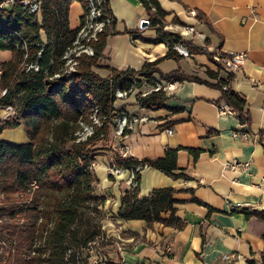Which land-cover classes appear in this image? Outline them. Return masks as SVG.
<instances>
[{
    "label": "crops",
    "instance_id": "0c3cea01",
    "mask_svg": "<svg viewBox=\"0 0 264 264\" xmlns=\"http://www.w3.org/2000/svg\"><path fill=\"white\" fill-rule=\"evenodd\" d=\"M157 1L166 13L165 30L181 34L182 26H193L202 35L188 34L182 40L206 53L164 58L168 44L156 42L155 28L141 26L148 17L145 7L137 0H110L116 33L108 37L94 72L108 78L114 70L140 71L150 62L155 68L154 80L168 82L164 76L179 72L207 83L174 82L173 89L165 92L168 101L158 110L142 106L139 97L145 86L126 99L115 100L118 111L136 119L124 136L115 135L117 119H113L108 138L97 145L95 193L104 198L107 232L117 241L124 264H264V219L244 213L248 209L264 212V0ZM84 14L80 2L71 5V30L78 29ZM129 31H137L138 37ZM219 51L248 54L230 88L246 100L249 128L237 114L218 113L222 90L213 85L229 76L215 60ZM209 54H214L213 59ZM11 58L10 51L0 50V64ZM5 120H9L7 112L0 109V122ZM20 126L13 133L5 130L0 141L12 143L13 137L20 135ZM169 128H173L172 134ZM168 149L178 150V172L190 179H173L147 167L141 172L140 198L158 188L177 189L176 217L184 227L156 224L148 229L141 220H118L122 195L131 187V174L110 175L108 168L116 165V154L156 160ZM234 160L250 166L226 169L224 163ZM169 217V212L164 213V218Z\"/></svg>",
    "mask_w": 264,
    "mask_h": 264
},
{
    "label": "trees",
    "instance_id": "16d2710c",
    "mask_svg": "<svg viewBox=\"0 0 264 264\" xmlns=\"http://www.w3.org/2000/svg\"><path fill=\"white\" fill-rule=\"evenodd\" d=\"M8 1L0 0V4ZM37 1L41 2L40 16L30 13L22 0H15L9 7L0 8V50L12 53V58L1 64L3 73L0 87L8 91L3 97L0 93V104L17 108L15 118L0 122V135L5 130L23 125L28 138L24 144L0 141V192L14 194L24 189V193L31 194L24 208L26 221L20 231L14 224L2 227L12 230L18 242L16 255L9 260L10 264H67L68 238H78L86 212L104 215V198L95 193L97 178L90 167L95 162L98 143L108 138L112 121L121 112L114 106V89L122 85L130 87L138 76L154 82L155 68L149 62L140 71H120L121 76L115 75L113 86L108 83V78L94 72V67L98 66L103 56L108 37L116 33V18L109 8L107 12L113 16V24L106 27L93 44L95 55H82L77 73L72 78L63 76L60 80H51L64 63V51L76 38L78 29L70 28V7L74 2H80L86 14L87 0ZM137 1L151 18L149 26L157 30L156 42H169L171 45L180 42L188 48L190 55L206 53L183 41L180 34L165 30L166 13L157 0ZM153 7L155 12H152ZM197 16L200 17L199 14ZM42 32L47 35V42L42 39ZM128 33L135 39L138 37L137 31ZM168 47L164 58L179 59L181 55L171 46ZM209 55L213 59L214 54ZM32 63H38L39 71H27L25 65ZM117 71L114 70L112 74ZM164 77L173 83L185 80L207 83L179 72ZM234 77L229 73L227 79H219L213 86L222 90L219 102L229 104L238 112L241 123L249 128L251 117L245 110L246 100L230 88ZM223 86H228V90H224ZM139 100L143 107L158 110L164 108L168 97L165 92L159 91ZM95 117L100 124L95 123ZM82 123L93 128V133L84 139L78 135L84 129ZM191 151L196 153V150ZM177 153L178 150L168 149L163 158L156 160H138L116 154L115 166L124 169L138 166L142 169L155 168L173 179H190L178 172ZM136 175L138 186L124 190L117 219L123 222L141 220L148 229H154L156 224L182 229L184 222L176 217L175 208L177 200L174 195L178 190L173 187L158 188L140 198L141 174L136 171ZM3 210L5 208H0V211ZM168 212L170 217L164 218V213ZM244 213L248 217L264 219L263 211L248 209ZM86 230L87 243L99 238L98 232H92L87 227ZM122 235L127 236L125 232ZM31 252L34 254L27 259L25 255ZM105 261L104 264H124L118 249L116 258L108 256Z\"/></svg>",
    "mask_w": 264,
    "mask_h": 264
},
{
    "label": "built area",
    "instance_id": "2783aa9c",
    "mask_svg": "<svg viewBox=\"0 0 264 264\" xmlns=\"http://www.w3.org/2000/svg\"><path fill=\"white\" fill-rule=\"evenodd\" d=\"M15 0H9L7 3L0 4V8L6 7L9 5V3L12 5ZM22 3L25 5V7H28L30 10V13L38 14L40 16L41 14V2L37 0H22ZM110 8V0H87V12L84 16V21L82 24L78 27L76 38L72 42L71 45H69L66 50L64 51V54L62 56V60L64 61L62 67L58 70V72L51 78V80H60L63 76H66L68 79L72 78L76 73L79 65V58L82 55H88V56H94L95 55V48L93 44L98 41L99 34L106 29V27H110L113 24V16L108 14V9ZM156 9L153 7L152 12H155ZM144 22L147 23L146 26H148L151 22V18L148 15L142 23L141 26H143ZM181 36H186L188 34H198L201 36L199 32L195 30L193 26H182ZM175 40V38H174ZM168 46H171L176 52H178L181 56H189L190 51L187 47H185L180 42H174L172 45L167 42ZM41 55V52L39 53ZM248 58L247 52H229V53H223L221 51L216 52L215 54V60L217 62H220L222 67L228 72L232 74H237L242 71L246 61ZM27 71L33 69L35 71H39V65L38 63H32V64H26ZM3 73V68L0 64V78ZM115 75L121 76L120 71H117V73L112 74L108 77V83H110L112 86L115 83ZM72 82V81H70ZM123 86V87H122ZM121 87H117L114 89V99H126L128 96L137 90L138 88L145 86L146 90L141 92L140 99L153 93V92H159L163 91L168 93L170 90L173 89L174 83L173 82H162L155 80L154 82H151L148 78L144 77H137L133 79L132 84L130 87H127L126 85H122ZM228 86H223L224 90H228ZM7 89L2 90L1 94L2 97L7 94ZM115 102V101H114ZM115 106V104H114ZM0 109L7 112V119L15 118L17 116V108L15 106H5L0 104ZM218 113L220 116H228V115H235L238 114L237 111H235L229 104H227L225 101H221L218 103ZM116 125L114 128L115 135L118 136H124L125 131L129 128H131V121L135 120L136 118L130 119V116L126 113L121 111L120 114L117 116ZM146 118H142L144 120ZM95 123L100 124L98 118H94ZM82 123V126L84 127L83 131L78 132V135L81 136L80 139H84L87 136L91 135L93 133V128L89 125H86ZM246 128L247 125H244ZM246 131L245 133H247ZM168 133H173V128L168 129ZM237 135V134H235ZM224 166L226 169H235V168H249V163L240 162L238 160L234 161H228L224 163ZM92 170L96 168V163L93 162L90 167ZM110 175L112 176H118L124 171H128L130 175V185L133 187L138 186V175H136V171L141 174V172L144 170L141 166L131 169H124L117 167L115 165H112L108 168ZM34 185V184H33ZM26 194V193H25ZM29 203V201H28ZM239 207L243 206L242 203L237 204ZM34 254V252H31L30 255H25L27 259H30L31 256ZM230 256H225V259H228Z\"/></svg>",
    "mask_w": 264,
    "mask_h": 264
},
{
    "label": "rangeland",
    "instance_id": "374dc122",
    "mask_svg": "<svg viewBox=\"0 0 264 264\" xmlns=\"http://www.w3.org/2000/svg\"><path fill=\"white\" fill-rule=\"evenodd\" d=\"M9 5L11 4L9 3ZM9 5L6 7H9ZM43 39L47 42V35L46 38L43 37ZM12 130L13 129H8L7 131L12 132ZM19 132V136L16 135L13 137L15 139L11 141L13 144H23L28 140L23 125L19 127ZM29 195L31 194L24 193V189L14 194H3L0 192V208H5V210L0 211V264H10L9 260L16 255L18 243L16 242L14 232L10 229H3L2 226L14 224L17 226L18 231H20L26 221L24 208L30 199ZM89 215H91V217ZM86 219L90 223H88ZM105 224L104 215H96L92 212L87 214L86 212L83 217V224L81 225L78 238H68L66 245L67 264H101L102 262L104 264L106 262L105 257L111 256L112 258H116V251L118 248L117 241L114 237H110ZM86 227L90 228L92 232H98L99 238L96 241L87 243L85 240ZM37 246L38 245H36V247Z\"/></svg>",
    "mask_w": 264,
    "mask_h": 264
},
{
    "label": "water",
    "instance_id": "95a60500",
    "mask_svg": "<svg viewBox=\"0 0 264 264\" xmlns=\"http://www.w3.org/2000/svg\"><path fill=\"white\" fill-rule=\"evenodd\" d=\"M146 25H147V23H146V22H144L143 26H146Z\"/></svg>",
    "mask_w": 264,
    "mask_h": 264
}]
</instances>
